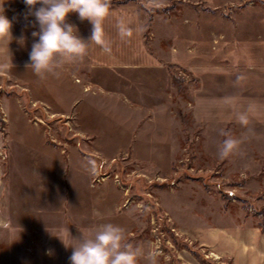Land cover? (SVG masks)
Returning <instances> with one entry per match:
<instances>
[{
  "label": "rangeland",
  "instance_id": "obj_1",
  "mask_svg": "<svg viewBox=\"0 0 264 264\" xmlns=\"http://www.w3.org/2000/svg\"><path fill=\"white\" fill-rule=\"evenodd\" d=\"M4 7L18 35L39 31L35 17L26 15L24 0ZM66 22L85 41L90 39L92 25L87 20L70 13ZM121 26L129 34L122 36ZM104 30L111 51L89 41L86 56L68 67L70 88H78L71 71L100 72L105 86L124 85L132 101L130 114L116 107L112 119L130 117L128 123L145 124V133L156 136L158 131L162 136L150 146L130 145L112 159L99 158L102 167L91 182L110 186L111 198L101 206L97 224L82 228L78 221L76 227L69 223L62 230L9 234L0 227V264H71L72 248L57 236L63 238L67 229L73 238L87 237L106 223L123 228L126 240L146 254L158 252L157 264H264V0H112ZM23 40L22 49L18 44L16 48L22 58L31 51L27 41L37 42L38 37ZM58 72L45 79L32 72L31 80L44 87L36 95L49 100L51 93L61 94L60 84L68 85L67 71ZM26 89L23 83L4 79L0 95L15 94L46 141L65 148L79 138L75 109L55 114L27 97ZM108 105L100 98L91 116L79 112L80 122L103 123ZM62 106L66 109L68 103L63 100ZM239 114L247 117V124L238 121ZM2 119L0 112V176L5 179L8 146L12 165L15 158L20 161L22 151L18 147L14 154L12 134L7 142L3 139ZM221 129L242 141L227 159L217 155L225 139ZM24 132L29 137L30 129ZM19 175L14 177L13 171L22 184L21 197L37 200L27 209L28 216L33 221L61 220L50 214L46 173L37 193L24 170ZM54 225L61 226L60 221ZM138 264L148 261L142 257Z\"/></svg>",
  "mask_w": 264,
  "mask_h": 264
},
{
  "label": "crops",
  "instance_id": "obj_2",
  "mask_svg": "<svg viewBox=\"0 0 264 264\" xmlns=\"http://www.w3.org/2000/svg\"><path fill=\"white\" fill-rule=\"evenodd\" d=\"M19 1L5 0L4 6L14 5ZM26 8L28 10L27 6ZM6 10L8 9L6 8ZM27 10L26 12H28ZM17 14H25V12H18ZM12 25L13 40L9 44L12 66L8 62L6 52L0 48V88L4 79H12L15 83L20 82L27 85V97L50 107L55 114H66L71 109H75L78 118L77 136L79 138L66 145L65 148L56 146L52 142L53 140L51 142L46 141L42 130L38 128L35 122L32 124L29 121L31 118L27 117V114L22 110L20 99L16 98L15 94L12 97L0 95V112L4 114L5 121L2 120L6 123V134L3 139L6 138L7 142L10 134H12L15 141L13 146L14 154H17L18 147L22 151L20 161L18 162L17 157L14 159V165H12V146L11 148L8 146L6 177L2 179L0 176V194H2V190L4 204V209H0V212L3 214V218H0V227L7 228L9 234L10 232H21V230L26 232L33 229L54 231L59 228L62 230L69 223L72 224V227H76L73 225L78 224V221L82 225V228L90 224H97L95 219L101 215V206L105 202H108V198H111L109 196V192L111 191L110 186H99V184L91 182L98 175L95 173V170L98 167V169L102 167L99 158L112 159L120 150L127 149L130 145H137L138 147L141 144H145L150 146L155 137L158 139L162 136L160 135L161 132L157 131L156 136L145 133V124L142 126L136 124L135 126L133 123H128L130 117L128 120H124L123 117L122 121L115 122L112 117L117 111L116 107L130 114L129 105L132 101L130 100V96H126L124 85L120 86L114 82L113 85L108 84L105 86L102 83L100 72L87 71L77 75L71 71L69 75L78 87H72L73 89H71L67 76L70 63H65L60 68V70L67 71L65 78L68 80L67 86L60 84L62 89L61 94L55 93L53 95L51 93L49 100L43 96L36 95V92L42 88L44 90V87L41 82L35 79L34 81L31 80L33 71L30 67L23 68L24 64L27 66V63H30V52L26 53V56L22 58L20 56L24 55L22 50H19V54L16 50L17 44L22 49V45L25 42L23 40V43H16V39L18 38L19 41L23 37L26 40V36L31 37L32 34L22 33V35H18L17 25L13 21ZM19 29L23 30L21 27ZM33 42L27 41V45L32 47L31 43ZM93 50H96V48L93 47ZM74 77L76 78L74 79ZM59 82L61 80L57 81V83ZM22 95L25 97L23 93ZM100 98L109 103L108 110L105 112L106 114L102 116L103 123L98 122L96 119L94 125L82 124L79 112L91 116V112L94 111L93 107L99 103ZM63 100L68 103L66 109L62 106ZM114 118L117 119V115ZM45 127L49 128L47 124H45ZM26 129H30L29 137L24 132ZM2 135L3 132L0 129V142L2 141ZM134 154L139 156L138 152ZM21 170H24L26 176L30 177V183L36 193L40 192L38 186L43 183L42 174L46 173L48 177L46 185L52 194L47 199V202L51 205L52 212L50 214H57L59 218L61 217V220L48 217L47 221H33L28 216L27 209L32 204H37V200L21 197V181L14 178L17 175L20 176ZM94 173L95 177L92 179ZM15 196L17 197L16 199ZM95 214L98 216L95 217ZM81 216H84L82 221L79 220ZM91 218L92 220H90ZM58 221H60L61 226L55 227L54 223ZM3 254V251H0V257H4Z\"/></svg>",
  "mask_w": 264,
  "mask_h": 264
},
{
  "label": "clouds",
  "instance_id": "obj_3",
  "mask_svg": "<svg viewBox=\"0 0 264 264\" xmlns=\"http://www.w3.org/2000/svg\"><path fill=\"white\" fill-rule=\"evenodd\" d=\"M4 3L5 0H0V48L6 52L12 66L9 44L13 40V25L4 14ZM24 3L39 24V31L32 33L38 41L32 44L27 65L37 77L45 79L49 74L58 75V70L65 63L82 60L87 54L89 41L105 52L111 51L104 21L109 15L112 0H24ZM70 13H77L80 20H87L92 25L88 41L77 34L74 25L66 22ZM138 31H143V28H138ZM120 33L124 36L129 31L121 26ZM18 42L23 43V37ZM237 118L241 124L248 123L244 114ZM219 135L225 137L217 151L220 159H227L238 152L242 143L240 139L225 129H221ZM57 237L66 248H72L71 264H138L142 257L148 264H157L160 255L156 251L146 254L141 246L126 240L123 228L111 223L99 225L87 237L73 238L67 229L63 238Z\"/></svg>",
  "mask_w": 264,
  "mask_h": 264
}]
</instances>
